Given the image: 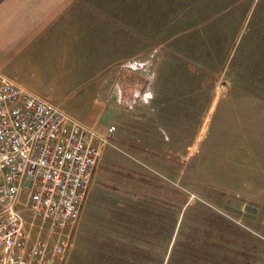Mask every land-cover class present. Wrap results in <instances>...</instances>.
<instances>
[{"label": "rangeland", "instance_id": "374dc122", "mask_svg": "<svg viewBox=\"0 0 264 264\" xmlns=\"http://www.w3.org/2000/svg\"><path fill=\"white\" fill-rule=\"evenodd\" d=\"M146 4L130 56L99 75L103 103L56 105L101 116L116 160L100 154L99 179L130 192L86 196L64 262L264 264V0ZM119 159L149 186L106 170Z\"/></svg>", "mask_w": 264, "mask_h": 264}, {"label": "built area", "instance_id": "2783aa9c", "mask_svg": "<svg viewBox=\"0 0 264 264\" xmlns=\"http://www.w3.org/2000/svg\"><path fill=\"white\" fill-rule=\"evenodd\" d=\"M107 142L0 75V264H64Z\"/></svg>", "mask_w": 264, "mask_h": 264}, {"label": "crops", "instance_id": "0c3cea01", "mask_svg": "<svg viewBox=\"0 0 264 264\" xmlns=\"http://www.w3.org/2000/svg\"><path fill=\"white\" fill-rule=\"evenodd\" d=\"M146 2L148 0H0V75L13 80L29 94L57 106L83 103L80 97L84 90L94 106H100L107 90H101L99 75L108 71L117 57L130 56L126 42L131 45L133 37L132 7L137 10L135 14H140L138 10L147 7ZM70 111L78 114L77 109ZM100 117L95 115L92 122L96 123ZM101 153L103 161L116 160V156L108 152ZM119 162L115 166L105 164L106 170L136 185L149 186L144 179L133 176V170L125 168V161L119 159ZM110 165L114 167L111 171ZM100 173L98 162L85 198H90L92 191L97 197L101 193L99 188L130 194L114 182L99 179ZM132 238H126L131 246L134 243L138 249L147 247L144 236L139 235L134 241ZM142 256L139 264H144Z\"/></svg>", "mask_w": 264, "mask_h": 264}, {"label": "trees", "instance_id": "16d2710c", "mask_svg": "<svg viewBox=\"0 0 264 264\" xmlns=\"http://www.w3.org/2000/svg\"><path fill=\"white\" fill-rule=\"evenodd\" d=\"M125 175H131V174H129V173H125Z\"/></svg>", "mask_w": 264, "mask_h": 264}]
</instances>
